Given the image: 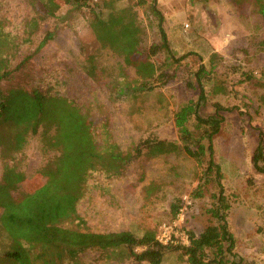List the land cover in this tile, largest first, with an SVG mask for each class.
I'll return each mask as SVG.
<instances>
[{
    "label": "trees",
    "instance_id": "1",
    "mask_svg": "<svg viewBox=\"0 0 264 264\" xmlns=\"http://www.w3.org/2000/svg\"><path fill=\"white\" fill-rule=\"evenodd\" d=\"M131 1L135 3L121 7L115 6L114 1L101 4L100 0H29L36 16L25 24L20 38L0 20V264H85L82 256L88 251L117 252L123 260L136 264H161L168 252L178 251L186 258V264H242L228 229L230 204L213 150V138L223 120L220 112H232L235 107L225 109L214 103L213 116L199 114L208 93H228L223 84L213 83V58L209 69L201 65L193 74V83H189L191 88L197 85V100L182 104L173 115L177 141L148 135L134 149L124 151L113 138L110 115L95 88L107 92L109 98L125 94L135 97L141 91H153L156 84H167L173 75L169 73L172 65L184 59H175L170 51L164 17L156 8V0H150L148 12L156 20L159 41L147 48L143 45V28L136 8L147 5V1ZM227 1L239 14L248 11L264 26V0ZM67 6L88 14V32L85 39H78L81 62L76 66L95 88L86 93L76 89L71 95L70 91L60 92L58 86L43 89L42 80L33 76L29 88L18 84L16 80L31 71L32 54L22 55V48L32 43L48 19L59 20L60 10ZM54 35L44 31L35 52L53 41ZM91 44H95L93 50H88ZM255 46L264 51V40ZM160 54V63L151 61ZM102 55L114 59L115 64L109 68L100 64ZM127 70L133 71L134 79ZM244 77V82L250 80L249 75ZM205 80L213 84L208 93ZM61 82L66 85L68 81L56 80L57 84ZM30 137L39 138L43 151H52L55 156L38 171L44 182L14 197L12 193L25 181L15 164V155L22 152ZM166 155H184L195 163L198 184L191 193L193 199H201L205 191L212 190L206 209L209 224L198 234L189 231L188 245L163 246L153 230L136 236L128 231L100 233L84 227L78 206L93 175L117 179L140 158L153 160ZM252 165L264 175L261 134ZM155 188L150 184L145 191ZM180 207V201L170 205L172 218Z\"/></svg>",
    "mask_w": 264,
    "mask_h": 264
},
{
    "label": "rangeland",
    "instance_id": "2",
    "mask_svg": "<svg viewBox=\"0 0 264 264\" xmlns=\"http://www.w3.org/2000/svg\"><path fill=\"white\" fill-rule=\"evenodd\" d=\"M100 1H114L115 6L121 7L133 2ZM146 1L147 5L138 6L136 11L147 48L159 38L156 20L148 12L150 0ZM0 7V20L18 38L25 24L36 16L35 6L29 0H0ZM156 8L164 17L171 53L175 59L184 57L172 65L169 73L173 75L167 84H156L153 91H141L135 97L125 94L115 99L88 84L76 66L81 62L78 39H85L88 32V14L69 6L60 10L62 19H48L32 43L22 48V55L32 54L31 71L16 82L29 88L33 76L42 80L43 89L58 86L60 92L70 91L71 95L76 89L86 93L95 88L110 115L113 138L126 151L134 149L148 135L177 141L173 115L182 104L197 100V85L191 88L189 83H193V74L201 65L209 69V60L213 58V83L223 84L228 93L210 95L213 84L205 80L208 94L199 114L213 116L214 103L225 109L235 107L232 112H220L223 120L213 138L214 160L221 169V184L230 204L226 221L235 240L234 252L242 264H264V175L252 165L260 134L264 142V51L255 46L257 41L264 40V26L248 11L239 14L227 0H156ZM46 30L54 32V39L35 52ZM94 45H89L88 50ZM162 59L160 54L151 61L160 63ZM99 62L108 68L115 64L106 55ZM132 72L126 71L134 79ZM244 74L250 80L244 82ZM57 79L68 82L57 84ZM54 156L52 151H43L39 138L30 137L22 152L15 155V164L25 181L12 195L19 197L43 183L38 171ZM1 170L0 157V175ZM150 184L157 188L146 192L145 187ZM197 184L196 165L184 155L140 158L117 179L93 175L78 206V215L92 232L128 231L140 236L146 230L157 234L163 225L171 227L179 244L181 232L198 234L209 224L206 209L212 190L205 191L201 199H193L191 193ZM175 201H180L181 211L172 218L170 205ZM185 259L181 251L168 252L161 264H186ZM82 260L85 264H136L123 260L117 252L88 251Z\"/></svg>",
    "mask_w": 264,
    "mask_h": 264
},
{
    "label": "built area",
    "instance_id": "3",
    "mask_svg": "<svg viewBox=\"0 0 264 264\" xmlns=\"http://www.w3.org/2000/svg\"><path fill=\"white\" fill-rule=\"evenodd\" d=\"M181 210H179L180 212ZM177 232V231H176ZM173 236H176L175 233H173L171 227L162 226L158 233L156 234V240L163 246H178V245H188V235L185 233H180L182 243H177V241L174 239Z\"/></svg>",
    "mask_w": 264,
    "mask_h": 264
}]
</instances>
